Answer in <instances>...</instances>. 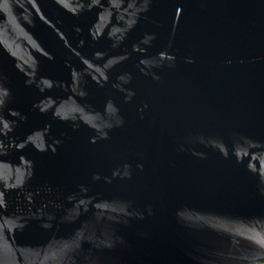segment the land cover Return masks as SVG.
<instances>
[{"label": "water", "instance_id": "water-1", "mask_svg": "<svg viewBox=\"0 0 264 264\" xmlns=\"http://www.w3.org/2000/svg\"><path fill=\"white\" fill-rule=\"evenodd\" d=\"M264 263V0H0V264Z\"/></svg>", "mask_w": 264, "mask_h": 264}, {"label": "rangeland", "instance_id": "rangeland-1", "mask_svg": "<svg viewBox=\"0 0 264 264\" xmlns=\"http://www.w3.org/2000/svg\"><path fill=\"white\" fill-rule=\"evenodd\" d=\"M261 264H264V263H261Z\"/></svg>", "mask_w": 264, "mask_h": 264}]
</instances>
